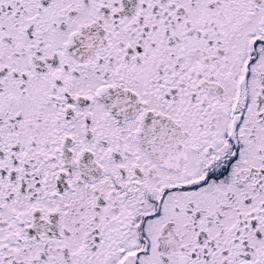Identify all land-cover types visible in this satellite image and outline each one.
Wrapping results in <instances>:
<instances>
[{
	"label": "snow or ice",
	"instance_id": "snow-or-ice-1",
	"mask_svg": "<svg viewBox=\"0 0 264 264\" xmlns=\"http://www.w3.org/2000/svg\"><path fill=\"white\" fill-rule=\"evenodd\" d=\"M0 264H264V0H0Z\"/></svg>",
	"mask_w": 264,
	"mask_h": 264
}]
</instances>
